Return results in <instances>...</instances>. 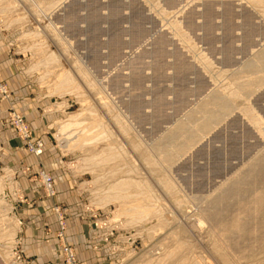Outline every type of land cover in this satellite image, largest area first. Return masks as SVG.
Here are the masks:
<instances>
[{
    "label": "rangeland",
    "instance_id": "rangeland-1",
    "mask_svg": "<svg viewBox=\"0 0 264 264\" xmlns=\"http://www.w3.org/2000/svg\"><path fill=\"white\" fill-rule=\"evenodd\" d=\"M47 165L117 264H264V0H0V264Z\"/></svg>",
    "mask_w": 264,
    "mask_h": 264
},
{
    "label": "crops",
    "instance_id": "crops-1",
    "mask_svg": "<svg viewBox=\"0 0 264 264\" xmlns=\"http://www.w3.org/2000/svg\"><path fill=\"white\" fill-rule=\"evenodd\" d=\"M6 86L11 91L9 86ZM24 101L25 96L18 95L17 104L20 105L22 102L24 104ZM31 165H33V169L37 170L35 164L31 163ZM62 169L64 170V166ZM46 172L51 173L54 177L57 195L54 199H48L44 194L36 196L30 190L28 199L34 202L35 208L33 211L25 213L29 216V221L26 224V236L23 241L25 258L29 259L31 264H62L56 255L57 245L54 240L45 242L43 238L38 240L36 237V235H44L47 230H50V233L53 234L50 238H54L59 230V223L53 208L56 204H60L67 224V241L74 247L81 264H117L111 251V245L106 244L103 240L102 229L94 225L92 218L95 215L85 213L82 197L83 184L79 186V183L70 174L55 170L50 165H47Z\"/></svg>",
    "mask_w": 264,
    "mask_h": 264
},
{
    "label": "built area",
    "instance_id": "built-area-1",
    "mask_svg": "<svg viewBox=\"0 0 264 264\" xmlns=\"http://www.w3.org/2000/svg\"><path fill=\"white\" fill-rule=\"evenodd\" d=\"M4 93L7 94V91L5 89H3ZM17 125L20 127L23 136L25 137V139L28 141L29 144V150L35 154V156L37 158H42L43 156V142L42 141H35V139H33L29 133V131L27 130V128L25 127L22 119L20 117H17ZM43 183L45 186V189L47 191V195L48 197H52L55 195V191L53 188V179L51 176L47 175V174H43ZM60 226H61V234L64 233L66 226L65 223H63V221L60 222ZM65 253V255H64ZM64 253L62 251V255H64L65 257V261H67V264H78L77 262V258H76V254L75 251L73 250V248L69 247V246H65L64 247Z\"/></svg>",
    "mask_w": 264,
    "mask_h": 264
},
{
    "label": "bare ground",
    "instance_id": "bare-ground-1",
    "mask_svg": "<svg viewBox=\"0 0 264 264\" xmlns=\"http://www.w3.org/2000/svg\"><path fill=\"white\" fill-rule=\"evenodd\" d=\"M73 120H74V119H73ZM62 138H63V137H62ZM83 162H84V161H83ZM86 163H87V161H86ZM90 169H91V168H90ZM165 183H166V182H165ZM124 185H125V184H123V183L116 184V185L113 186V188H114V189L116 188V190H117L118 193H119V191H122V190H123ZM164 185L166 186L165 188H166L167 190H170V189H171V187L169 186L168 183H167V184H164ZM99 187H100V186H99ZM97 189H98V188H97ZM125 191H126V190H125ZM101 193H102V192H101ZM95 194H96V193H95ZM103 196H104V195H103ZM97 199H99V198H97ZM123 199H124V196H122V197L120 196V197H117L116 200H123ZM105 200H107V199L105 198ZM111 200H112V199H110L109 201L111 202ZM100 201L102 202V201H104V200H103V199H102V200L100 199ZM100 201H99V203H100ZM99 203H97V204H99ZM93 204H94V203H93ZM145 218H146V217H145ZM143 220H144V218H143L142 220L140 219L139 222H140V221H143Z\"/></svg>",
    "mask_w": 264,
    "mask_h": 264
}]
</instances>
